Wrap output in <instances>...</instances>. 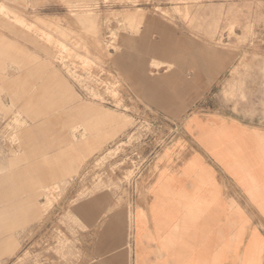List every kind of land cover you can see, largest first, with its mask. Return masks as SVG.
I'll return each instance as SVG.
<instances>
[{"label":"rangeland","instance_id":"rangeland-1","mask_svg":"<svg viewBox=\"0 0 264 264\" xmlns=\"http://www.w3.org/2000/svg\"><path fill=\"white\" fill-rule=\"evenodd\" d=\"M58 77L96 108L67 146L60 106L26 110L31 96L65 100L46 91ZM201 114L264 127V0H0V190L43 203L40 222L0 236L14 241L0 264H132L152 163ZM43 122L54 145L25 142Z\"/></svg>","mask_w":264,"mask_h":264},{"label":"crops","instance_id":"crops-1","mask_svg":"<svg viewBox=\"0 0 264 264\" xmlns=\"http://www.w3.org/2000/svg\"><path fill=\"white\" fill-rule=\"evenodd\" d=\"M153 50L158 60L167 53L162 42ZM58 78L46 91L52 87L65 100L62 95L39 100L31 96L26 110L39 107V116L48 105L60 106L68 117L57 145L67 146L72 128L94 117L96 108L80 101ZM197 78L194 74L192 80ZM165 83H151L154 100L166 99ZM45 123L23 130L25 142L54 145V139L45 138ZM184 133L186 140L161 150L152 163L146 200L137 206L141 212L134 224L132 264H264V127L228 115L201 114ZM47 189L37 196L44 198ZM9 200L0 190V203L9 202L0 208V236L21 221L29 229L42 220L43 203L34 197L27 203ZM13 245L11 237L0 240V253Z\"/></svg>","mask_w":264,"mask_h":264}]
</instances>
